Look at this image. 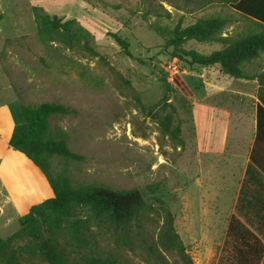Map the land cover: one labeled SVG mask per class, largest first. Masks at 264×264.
<instances>
[{
  "label": "rangeland",
  "instance_id": "374dc122",
  "mask_svg": "<svg viewBox=\"0 0 264 264\" xmlns=\"http://www.w3.org/2000/svg\"><path fill=\"white\" fill-rule=\"evenodd\" d=\"M34 6L63 20L75 19L92 34L99 56L41 44ZM150 8L153 13L147 14ZM165 11L170 16L157 15ZM214 14L234 16L227 33L246 25L218 0H0V69L4 76L0 100L8 103L14 121L23 122L22 103L54 102L71 108L68 115L52 117L51 126L65 131L70 149L85 160L54 157L55 173L66 172L78 183L139 190L153 208L145 225L151 242L157 239L164 209H168L194 264H228L224 240L244 163L218 157L211 160L214 167H209L191 110L196 98H190L186 86L190 59L167 47V42L178 25L188 26ZM114 36L125 42V48ZM181 49L208 55L221 50V45L188 41ZM187 79L201 88L198 77ZM135 92L148 108L163 99L175 105L184 148L164 137L158 125L140 111ZM1 126L3 136L7 128ZM238 131L243 138L249 137V129ZM40 195L32 205L48 197ZM22 216L10 209L0 215V236L14 234ZM106 245L115 248L111 240ZM123 249L133 264H157L138 241L134 251ZM167 260L177 264L176 257L167 256ZM24 264L46 263L29 257Z\"/></svg>",
  "mask_w": 264,
  "mask_h": 264
},
{
  "label": "trees",
  "instance_id": "16d2710c",
  "mask_svg": "<svg viewBox=\"0 0 264 264\" xmlns=\"http://www.w3.org/2000/svg\"><path fill=\"white\" fill-rule=\"evenodd\" d=\"M218 1L244 19L245 27L235 28L229 34L226 30L233 24L234 16L200 17L188 26L178 25L167 47L180 50L192 66L219 65L225 75L233 78L257 79L260 86L258 112H264V72H258V60L264 53V0ZM150 9L147 14L153 13ZM33 13L41 44H58L92 57L99 56L92 34L75 19L63 20L40 6H34ZM164 13L157 15L170 16L169 12ZM114 37L125 48V42ZM188 41L219 44L221 50L208 55L182 50V45ZM134 99L140 111L158 125L164 137L185 147L178 111L172 102L163 99L148 108L136 92ZM21 112L23 122L14 126L9 147L23 154L43 173L53 197L33 205L19 219L20 228L14 234L7 238L0 236V264H24L29 257H38L46 264H133L125 257L123 247L134 251L135 241L157 264H169L167 256L176 257L177 264H194L168 209H164L157 239L151 242L145 225L152 217L153 208L139 190L78 183L66 172L55 173L54 157L66 161L85 160L70 149L66 132L51 126L52 117L68 115L73 112L71 108L54 102L22 103ZM236 211L245 223L237 215L230 218L224 243L230 257L228 264H259L264 244L246 223H250L249 211L264 214V175L252 162L241 184ZM108 240L115 244L114 249L106 245Z\"/></svg>",
  "mask_w": 264,
  "mask_h": 264
},
{
  "label": "crops",
  "instance_id": "0c3cea01",
  "mask_svg": "<svg viewBox=\"0 0 264 264\" xmlns=\"http://www.w3.org/2000/svg\"><path fill=\"white\" fill-rule=\"evenodd\" d=\"M258 65V72H264V53L259 58ZM192 76L199 78L200 89L193 87L190 83L191 79H187ZM2 77L4 76H2L0 69V81ZM228 77L221 71L219 65L192 66L189 74L185 76L188 81L186 86L189 88L190 98H196L194 103H191V110L193 111L195 128L199 135L200 149L202 154H205L204 157L210 161L209 167H214L211 160L218 157H224L225 161L231 160L230 163L238 159L244 163L242 179L234 199L230 218L237 215L245 223V220L237 213L236 205L248 164L252 162L264 175V112H258L259 99L257 93L260 86L257 79L246 80ZM10 86L14 91L15 98H18L11 83ZM3 90L4 85L0 83V96ZM12 115L8 103H3L0 100V132L3 128L1 125L7 128V132L3 136L0 135L1 216L8 209L26 215L33 206L31 201L41 196V193L42 195L48 194V197L39 201L38 204L53 197L49 193L51 187L43 173L23 154L9 147L14 126L19 124L14 121ZM246 128L250 131L249 137L243 138L238 130L241 131ZM228 144L229 146H227ZM227 149H229L228 153L226 152ZM229 155H231L230 158L227 157ZM224 167L230 166L224 164ZM248 216L250 223H246V226L264 244V236H262L264 233V214L260 211H249ZM230 218L227 224L226 237ZM259 231L262 233L259 234ZM259 264H264V255Z\"/></svg>",
  "mask_w": 264,
  "mask_h": 264
}]
</instances>
